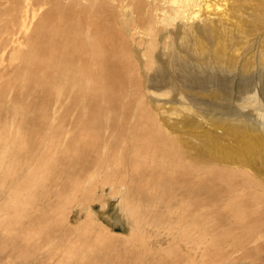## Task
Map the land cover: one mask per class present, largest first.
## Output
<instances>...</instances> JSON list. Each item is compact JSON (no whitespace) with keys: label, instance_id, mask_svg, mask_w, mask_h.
Segmentation results:
<instances>
[{"label":"rangeland","instance_id":"obj_1","mask_svg":"<svg viewBox=\"0 0 264 264\" xmlns=\"http://www.w3.org/2000/svg\"><path fill=\"white\" fill-rule=\"evenodd\" d=\"M108 1L45 0L40 18L54 10L74 19L83 10L92 17L91 7L108 9L113 6ZM237 1L244 10L240 7L236 18L250 36L243 40L237 34L225 47L236 58L245 51L246 67L257 73L264 68V0ZM153 9L147 12L153 15ZM137 15L133 22L140 20ZM143 27L128 40L137 66L127 69L112 60L96 111L79 102L77 90L83 86L77 73L52 79L34 75L29 86L23 76L4 77L0 69V152L8 144L13 149L11 158L0 156V264H264V233L249 238L260 225L264 230V128L259 123L264 89L257 100L245 101L254 81L249 75L223 90V73L212 55L225 40L208 43L207 34L198 41L186 38L185 52L168 64L159 35L154 60L163 63L146 65L156 39ZM115 83L116 88L108 86ZM142 114L155 120L169 145L155 151L139 143L145 152L139 177L146 185L135 181L129 168V139ZM90 122L98 134L88 143L98 145L101 160L112 148L111 167H89L92 172L79 178L96 156L86 145L77 163L69 151L82 143L80 134L92 131L86 127ZM48 166L50 176L44 172ZM175 179L180 185L174 189Z\"/></svg>","mask_w":264,"mask_h":264},{"label":"bare ground","instance_id":"obj_2","mask_svg":"<svg viewBox=\"0 0 264 264\" xmlns=\"http://www.w3.org/2000/svg\"><path fill=\"white\" fill-rule=\"evenodd\" d=\"M31 1L36 2L38 0H0V69L3 71V76H23L24 82L32 86L34 83L30 81V77L33 78L34 75L37 76L42 74L52 79L59 76H71L77 73L83 86L82 90L81 87L77 90L78 96L82 97L79 102H85L87 106L86 109L93 108L96 111L98 100H102V96L105 94L102 93L107 87L106 82L109 79L105 69L108 68L112 60L115 64L127 69H132L137 66L135 59H133V56L129 53L128 40L129 37L132 36L133 31L137 30L140 26H145L143 29L148 31V35L153 40L161 35L158 38L159 43L162 42L163 45V50L161 51H164L161 57L164 56L167 59V64L173 62L172 59L174 55L185 52L187 44L186 38L198 41L199 37L207 34L208 43L215 39L225 40L217 46V54L212 55L213 64L218 66L223 73L221 80L222 89H232L234 85H237L238 81L241 83L244 82L246 78L249 79V77H245L249 75L250 79H253L255 82L253 81L251 84L250 82H246L247 85L250 84L247 90L250 94L245 96V101H249L250 99L252 101L257 100L259 93L262 91L261 88L264 89V74L261 76V73H264V68L259 69L257 73L254 68L252 71L249 70V66L246 67L244 62L245 55L243 54L245 51L236 58L231 56L225 47V43L238 39L235 37L237 34L240 35L241 38H244L243 40H247L250 36V34L247 33L248 29L244 28L242 24V19L236 18V13H241L240 10L243 8L240 1L163 0L162 4L161 0H157V2L153 0V2L145 3L140 0H109L108 3L113 5L112 7H108L107 9L105 6H99L96 9L93 5L91 8H94L96 13H94L93 16L91 15L92 17H87L89 12H83V10H81L79 12L80 15H78L76 19H74L75 17L70 15L67 16L65 13H62L63 10L62 12L54 10L50 12L48 16L40 18L41 9L43 7L40 3H43L45 0H39V2L35 4L31 3ZM143 4H146L147 7L143 8ZM151 5L154 8L153 15L147 12V9L151 7ZM167 6L170 8L167 9ZM111 8H114V11L111 12ZM102 9L104 11H102ZM117 9H119V11ZM159 13L162 15H159ZM103 14H108L106 20H102L104 18ZM135 14L139 15L138 19L140 20L133 22ZM145 18H151L148 24L145 22ZM157 25H160L161 28L157 27ZM175 34L182 36V43H180V46L175 44L178 38V36H172ZM155 41L156 42H152L151 48H148V59L145 63L149 66L163 63L161 59L157 61L154 60L157 39ZM244 47H246V45ZM105 49L107 50L105 51ZM86 54L89 55V57L82 63L83 56ZM215 57L218 58L217 61ZM239 57H241L239 63L240 73H236L233 69ZM229 60L232 62H229ZM251 65H254V63ZM263 65L264 63L261 64V66ZM25 78L27 80H25ZM0 79H2V75ZM7 84H9V81ZM48 86L49 84L45 85V91ZM108 86L116 88L118 85L115 83L109 84ZM9 102L10 100L7 102V106ZM106 106L111 109L110 105ZM110 109H107L108 114ZM102 110L104 109L102 108ZM259 123L264 128V118L263 121ZM86 124L87 123H85V125ZM93 126L94 122H90L86 125V127H90L92 131L85 130L84 134H80L77 140H82V143H79L78 146L74 144L73 150L69 151L71 155L77 157V163L82 162L83 149L86 145L92 147L90 152L96 156V160L94 159L90 162V165H87L84 171L78 173L77 177L79 178H84L85 175H88V172L91 171L90 168L100 167L101 169H109L111 167L110 154L113 151L112 148L109 147L106 152V159L101 160L102 158L98 156L101 153L98 145L95 144L94 146H90L91 142L88 143L93 136L98 134V131H95L94 134ZM9 129H11V126ZM10 136L11 133H9L8 139L11 138ZM162 137L163 132L158 127L155 120L149 114H142L141 122L137 124V130L133 137L131 139L128 138L129 145L131 146V160L129 162L131 164H129V168L131 169L130 172L135 181L137 180L139 183H145L146 181L144 178L139 177L142 170L139 159H142L141 157L143 153H145L141 150L143 148L140 149V146L142 147L143 144L148 150H167L169 145L163 141ZM20 141H22V139ZM120 141L123 142L122 139ZM140 142H142V144H139ZM80 145L82 147H80ZM5 149L6 152L3 153L1 151L0 156H3L5 159L11 158L10 155L13 154V152H11V145H6ZM148 150H146V152H148ZM44 156L46 159L45 154ZM67 156L70 159L69 163H71L73 157L68 154ZM164 157L163 154V158ZM13 158L15 159V157ZM4 161L5 160H1L2 165ZM125 161L126 159L124 162ZM57 162L58 161L54 160L53 164ZM53 166L55 167V165ZM50 167H44L45 174L49 176L52 173L51 169H53H49ZM123 167L124 166H120L119 170ZM106 171L108 172L109 170ZM106 171L104 170V172ZM96 173L98 174V171L95 172V174ZM125 174L127 175V173ZM118 175L120 176V172ZM118 175L116 178L119 177ZM112 177L111 175L110 178ZM173 183V185L170 184V186L175 189L176 186L180 185V180L175 179ZM146 189L151 190L147 187ZM240 217L243 218L241 215ZM195 226L197 227V225ZM249 228L251 230V227ZM263 231V227L260 225L255 232V236L249 238L255 239L257 236L264 233ZM215 244L217 246L219 242ZM254 253L256 254V252ZM256 258H258V255Z\"/></svg>","mask_w":264,"mask_h":264}]
</instances>
